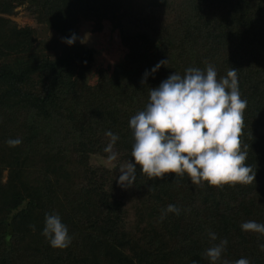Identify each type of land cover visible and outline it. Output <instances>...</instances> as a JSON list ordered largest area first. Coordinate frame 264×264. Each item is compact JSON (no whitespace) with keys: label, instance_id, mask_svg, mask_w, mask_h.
<instances>
[{"label":"trees","instance_id":"16d2710c","mask_svg":"<svg viewBox=\"0 0 264 264\" xmlns=\"http://www.w3.org/2000/svg\"><path fill=\"white\" fill-rule=\"evenodd\" d=\"M23 4L65 38L81 18L96 28L110 21L126 52L111 69L95 68L89 82L92 48L43 47L31 27L0 16V171L8 168L5 183L0 175V264H211L204 252L223 239L228 244L217 264L241 258L264 264V235L241 229L246 221L264 223V0H0V14ZM208 64L217 79L237 70L247 101L241 140L255 181L197 187L187 174L149 180L137 166L131 189L144 196L156 219L150 229L125 231L123 202L104 190L110 173L90 170L88 156L108 155L105 133L111 131L119 137V160L134 163L129 121L145 109L150 88ZM17 138L22 143L9 147L7 141ZM65 140L72 170L58 151ZM38 142L46 150L34 148ZM33 149L44 154L35 186L26 181ZM170 204L180 214L161 219ZM46 213L67 226L68 248L54 249L42 235Z\"/></svg>","mask_w":264,"mask_h":264},{"label":"clouds","instance_id":"9594fccd","mask_svg":"<svg viewBox=\"0 0 264 264\" xmlns=\"http://www.w3.org/2000/svg\"><path fill=\"white\" fill-rule=\"evenodd\" d=\"M76 40L77 36L73 34L63 42L73 45ZM167 62L158 63L151 70L152 74ZM148 75L146 71L142 84L147 83ZM246 107L247 101L241 98L234 68L220 79L211 64L204 70L189 67L183 75L171 74L158 87L150 88L145 109L130 118L129 127L134 137L131 156L135 162L129 160L118 166L119 185L125 189L135 185L137 166L149 180L163 179L166 174L174 173L180 178L187 174L197 187H203L205 182L220 189L226 185L252 184L256 173L246 165L247 145L241 140ZM105 135L109 137V143L104 152L108 153L107 160L112 163L118 158L114 145L119 137L111 131ZM7 143L9 147H16L22 141L9 139ZM180 211L170 204L163 210L161 219L167 213L179 215ZM241 229L264 235V223L246 221L241 224ZM42 235L54 249H66L72 243L69 230L58 214H45ZM209 237L212 241L217 239L213 232ZM227 244L228 241L223 239L206 249L204 255L211 264L221 260ZM261 248L264 250V245ZM235 264L250 262L241 258Z\"/></svg>","mask_w":264,"mask_h":264},{"label":"rangeland","instance_id":"374dc122","mask_svg":"<svg viewBox=\"0 0 264 264\" xmlns=\"http://www.w3.org/2000/svg\"><path fill=\"white\" fill-rule=\"evenodd\" d=\"M0 16L8 17L18 26L31 27L35 31V44L41 43L43 47H50L56 51H58L63 44V39L65 37L51 30L46 24L37 22L36 17L25 4L16 6L10 15L0 14ZM73 34L77 36V40L73 45L83 48H92L94 50V59L86 78L89 82H93L96 78L93 75L95 68L111 69V67L123 59L126 52L118 30H112L110 21L104 20L101 26L96 28L90 21L81 18L76 24L71 36ZM82 40L84 41L83 43L81 42ZM4 117L7 119L8 115H4ZM42 144L43 143L38 142L34 148L37 150H46L45 148L43 149ZM58 148L59 155L65 157L61 160L64 167H68L69 170H72V162L74 159L73 155H70L73 154V151H68L69 147L67 146L66 140L64 143L62 142ZM30 154H33V158L29 159V165L32 166L29 170L32 171V173L28 175V180L26 181L28 184L31 183L35 186L34 180L38 175L37 169L41 166L39 165V161L43 160L44 157L41 156L44 154H40L34 151V149ZM107 156L108 155L98 153L90 154L87 159V166L90 170L100 169L110 173L109 179H107L105 183L104 190L110 193V198L112 200L115 199L123 202V228L125 231L129 232H133L135 229L138 231L143 228L150 229L151 220L156 219L150 204L145 201L144 196H142L137 189H125L118 183L120 175L118 166L125 161L119 160L118 157L116 161L109 163ZM7 173L8 168H4L0 171L2 178L1 183L7 181ZM153 227L154 225H151V228Z\"/></svg>","mask_w":264,"mask_h":264}]
</instances>
